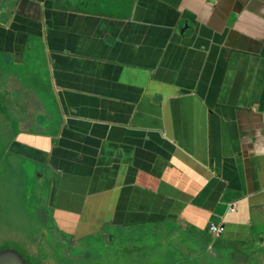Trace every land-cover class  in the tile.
<instances>
[{
	"label": "crops",
	"instance_id": "1",
	"mask_svg": "<svg viewBox=\"0 0 264 264\" xmlns=\"http://www.w3.org/2000/svg\"><path fill=\"white\" fill-rule=\"evenodd\" d=\"M0 75L56 240L262 264L264 0H0Z\"/></svg>",
	"mask_w": 264,
	"mask_h": 264
},
{
	"label": "rangeland",
	"instance_id": "2",
	"mask_svg": "<svg viewBox=\"0 0 264 264\" xmlns=\"http://www.w3.org/2000/svg\"><path fill=\"white\" fill-rule=\"evenodd\" d=\"M11 68V65H8L7 69ZM22 90H16L7 87L4 78L0 75V102L2 104V109L4 111V114L9 116L12 121L14 122L15 127H18L20 125V121L22 119H25L27 116H24L21 112V99L23 101V98H20L19 95H22ZM6 95H10L11 97L6 98ZM18 96V97H17ZM14 97V98H13ZM10 98V102H13V105L11 106H4L3 104L8 101ZM5 101V102H4ZM33 116H29L26 119H28V122H31L36 119V114H32ZM25 117V118H24ZM22 166L25 167L24 169V177L23 179H20V182H16V185H9L7 188L0 185V211L2 214H0V244L3 242H14V240H20L21 242H24L27 245H30V243H33V237L34 235V222L36 220L34 217H30L36 214L33 207L36 205H40L39 202L40 197L35 199V196L41 195L42 192H44L45 186L40 182L38 179V170L36 172V165L29 161H22ZM26 170V171H25ZM13 182V180H12ZM6 186V185H5ZM44 194V193H43ZM15 205V206H14ZM35 205V206H34ZM14 207V208H13ZM5 208H13L14 211L24 213L22 214L24 217H20L18 213H15L13 210L10 215V217L4 216ZM28 213L30 216H26L25 214ZM35 218L43 225V229L48 233V239L50 241V244L52 247L55 245H58V240H56L54 237V228L50 223H44L43 220H41L38 216ZM64 243V242H63ZM90 243V244H89ZM140 243V241H139ZM154 242L151 245H145L144 246V253H139L142 255L147 256L150 260H158L156 259L159 257V249H157ZM70 244V243H69ZM67 242L62 244V252H66L69 250L71 254L74 255L75 258L80 259H90L92 254H114V253H121L124 254L125 252L122 251L124 247V243L120 240H116L113 236L109 237L107 235L102 236H96L91 239V242L88 241H80L73 243L71 247ZM65 245V246H64ZM56 248V246H55ZM132 249V248H131ZM134 249V248H133ZM132 251L134 252V250ZM185 253V254H184ZM180 255L185 256L187 252H184ZM141 255V256H142ZM132 256H139L137 253L132 254ZM262 264H264V259L261 260ZM204 260H199L198 264H204ZM184 264V263H182ZM185 264H197L196 262L192 263H185Z\"/></svg>",
	"mask_w": 264,
	"mask_h": 264
},
{
	"label": "water",
	"instance_id": "3",
	"mask_svg": "<svg viewBox=\"0 0 264 264\" xmlns=\"http://www.w3.org/2000/svg\"><path fill=\"white\" fill-rule=\"evenodd\" d=\"M10 131L11 130L6 121L0 116V185L2 188L3 186L7 188L11 184L16 185V182L18 184L20 179H23V176L20 173L22 167L21 159L10 149L8 142ZM13 208H5L4 216L7 218L10 217V215L13 214ZM14 212L18 213L20 217L25 218V216L22 215L24 213L17 211ZM2 213L0 211V214ZM25 215L30 216L28 213ZM30 217H34L36 220V222H34L35 236L33 237V243L27 245L20 240L1 243L0 264H97L95 261L100 255L91 257L90 259H77L68 262L61 261L53 250L48 239V233L43 229V225L38 222L35 215ZM119 257V255H115L107 256L105 258L113 260V258L117 259ZM134 260L138 264H174L177 261L169 253L165 254L163 258L154 261L146 256H140ZM108 264H110V262Z\"/></svg>",
	"mask_w": 264,
	"mask_h": 264
},
{
	"label": "flooded vegetation",
	"instance_id": "4",
	"mask_svg": "<svg viewBox=\"0 0 264 264\" xmlns=\"http://www.w3.org/2000/svg\"><path fill=\"white\" fill-rule=\"evenodd\" d=\"M58 242H59L58 245H55L56 248H55V246L52 248L61 261L68 262V261L80 259V258H75L74 255L70 253L71 250H69V252L68 251L62 252L63 250H62L61 246H62L63 242L61 240H58ZM115 255H119L120 257L117 259L113 258V260H109L108 258L107 259L105 258L107 256H115ZM138 255H139L138 257H140L142 254H138ZM94 256H99L98 259H96V261H95L97 264H100V263H104V264L107 263L108 264L109 262H110V264H138L134 260L138 257L132 256V254L128 253V252H125L124 254L114 253V254H110V255H108V254H92L91 255V257H94ZM142 256H145V255H142Z\"/></svg>",
	"mask_w": 264,
	"mask_h": 264
},
{
	"label": "built area",
	"instance_id": "5",
	"mask_svg": "<svg viewBox=\"0 0 264 264\" xmlns=\"http://www.w3.org/2000/svg\"><path fill=\"white\" fill-rule=\"evenodd\" d=\"M233 208V206L229 207V210H231ZM209 231L214 234L215 236H220L223 232H224V226L221 224H216V225H210L209 226Z\"/></svg>",
	"mask_w": 264,
	"mask_h": 264
}]
</instances>
